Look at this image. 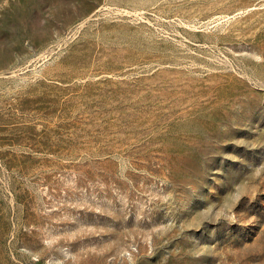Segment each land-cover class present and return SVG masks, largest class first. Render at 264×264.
I'll return each instance as SVG.
<instances>
[{
	"label": "rangeland",
	"instance_id": "1",
	"mask_svg": "<svg viewBox=\"0 0 264 264\" xmlns=\"http://www.w3.org/2000/svg\"><path fill=\"white\" fill-rule=\"evenodd\" d=\"M0 264H264V0H0Z\"/></svg>",
	"mask_w": 264,
	"mask_h": 264
}]
</instances>
